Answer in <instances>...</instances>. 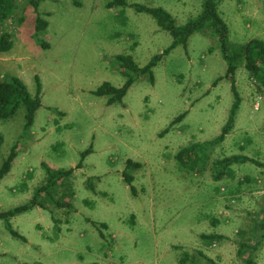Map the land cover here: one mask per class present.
Instances as JSON below:
<instances>
[{
	"label": "rangeland",
	"instance_id": "374dc122",
	"mask_svg": "<svg viewBox=\"0 0 264 264\" xmlns=\"http://www.w3.org/2000/svg\"><path fill=\"white\" fill-rule=\"evenodd\" d=\"M109 2L40 0L39 11L49 22L41 33L47 49L34 38L36 14L29 0H19L5 24L15 43L0 54V72L18 75L33 94L39 76L43 90L30 129L24 108L0 120V165L23 135L12 170L0 183V211L30 200L45 182L46 166L75 168L90 145L93 152L75 169L71 209L49 203V209L13 217L25 239L13 237L0 219V264H179L185 251L188 264H209L200 251L220 264H247L237 252L264 206V168L236 164V179L216 181L212 162L233 154L264 162V89L239 67L242 104L234 130L223 143L207 146L206 167L181 169L178 151L216 137L234 101L229 80L214 86L228 68L216 35L196 32L187 50L175 47L154 68L155 82L140 77L123 104L108 105L93 91L105 81L118 87L125 82L116 55L131 54L143 66L173 41L132 4L163 7L184 25L203 11L204 0H127L126 7ZM218 9L230 48L264 41V0H223ZM185 111V119L163 134ZM128 159L143 164L135 172V194L122 176ZM246 177L252 181L239 185ZM88 178L96 193L87 187ZM92 221L107 224L101 226L105 237ZM203 233L225 239L211 243ZM256 264H264V244Z\"/></svg>",
	"mask_w": 264,
	"mask_h": 264
},
{
	"label": "trees",
	"instance_id": "16d2710c",
	"mask_svg": "<svg viewBox=\"0 0 264 264\" xmlns=\"http://www.w3.org/2000/svg\"><path fill=\"white\" fill-rule=\"evenodd\" d=\"M19 0H0V54L9 53L14 46V35L7 30L5 24L13 20ZM223 0H204L203 11L194 19L184 25H178L173 15L163 7H149L141 4H132V7L138 12L150 14L158 23V25L168 31L173 37V41L162 53L153 56L145 65H139L131 54H118L115 61L119 64L122 74L125 76V82L118 87L109 81L103 82L93 94L107 98V104H123L129 89L142 76H147L150 82H155L154 68L162 61L163 57L170 53L175 47L183 45L188 49L189 40L196 32L205 30L211 31L218 38L221 53L227 61L228 68L224 75L218 77L214 81L216 86L221 80L227 79L231 83V90L234 95V101L231 106L228 119L221 128L220 133L211 140L204 142H195L181 148L175 158L181 169L188 171L196 170L198 167H206L208 161L207 146L214 147L223 143L227 136L234 130L238 111L242 104V96L237 85L236 73L239 67L243 66L255 78L264 89V41L261 39H252L248 43L239 48H230L228 42L229 28L223 17L219 13V4ZM33 5L36 14L34 38L42 48H49V43L41 37V33L48 28L49 22L39 11L40 0H29ZM127 0H110L109 6H128ZM42 90L43 84L41 78L36 76V91L33 94L25 81L18 75L4 76L0 72V120H8L12 118L20 108L25 109V129H30L34 122L38 109L42 106ZM188 111L177 116L171 124L162 132L167 133L175 124L183 121L188 115ZM22 138L12 146L11 151L0 165V183L10 173L15 159L18 157L22 148ZM4 143V135L0 132V148ZM93 152V146L90 145L81 153V159L76 167L68 169H54L46 166V178L44 184L38 186L33 197L26 203L17 205L11 209L0 211V219L4 221L6 229L13 237L23 238L14 227L12 218L29 212L36 207L49 209V203H54L57 207L67 206L72 208L70 196L74 195L72 190V177L75 169L84 167L85 158ZM253 163L264 168V162L249 157L244 154H233L218 158L212 162L213 178L216 181L224 179H236L234 165ZM143 166L141 162L128 159L122 176L125 183L129 186L133 194L136 193L135 172ZM87 187L96 193V187L93 184V178H88ZM252 179L246 177L239 180L241 185L243 182L250 183ZM264 200V197H263ZM264 205V203H263ZM94 227L99 230L101 236L105 237L101 226L106 227V223L97 221L91 222ZM252 235L247 240L239 242L238 255L243 257L247 264H256L257 252L264 244V206L255 213L253 228L250 231ZM243 236V231L239 232ZM201 237L211 243H220L225 236L219 233H203ZM207 259L209 264H220L214 259L208 257L204 252H199ZM191 258L189 252L185 251L179 264H188ZM196 263V262H193Z\"/></svg>",
	"mask_w": 264,
	"mask_h": 264
},
{
	"label": "built area",
	"instance_id": "2783aa9c",
	"mask_svg": "<svg viewBox=\"0 0 264 264\" xmlns=\"http://www.w3.org/2000/svg\"><path fill=\"white\" fill-rule=\"evenodd\" d=\"M261 98V97H260Z\"/></svg>",
	"mask_w": 264,
	"mask_h": 264
}]
</instances>
